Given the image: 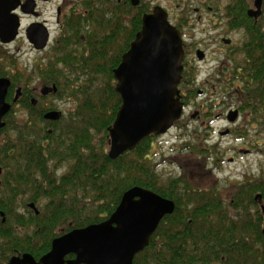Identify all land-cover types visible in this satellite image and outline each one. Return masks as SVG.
I'll return each mask as SVG.
<instances>
[{
	"label": "trees",
	"instance_id": "trees-1",
	"mask_svg": "<svg viewBox=\"0 0 264 264\" xmlns=\"http://www.w3.org/2000/svg\"><path fill=\"white\" fill-rule=\"evenodd\" d=\"M125 1L129 3L117 4L116 13L121 11L122 15L115 23H108L109 27L116 26L115 31L103 41L94 42L92 37L82 40L80 33L75 34L79 47L90 55L84 51L81 57L72 50L73 44L65 41L55 50L53 60L38 68L39 74L58 84V96L74 97L80 106L70 114L67 125H58L52 134L36 125L27 126L24 120L11 125L19 137L18 164L12 169L14 177H4L13 199L0 200V206L12 212V222L8 219L0 225V264H6L17 251L30 252L38 259L51 249L54 238L108 219L123 194L135 186L176 203L174 213L160 222L150 244L135 257V264H264L263 177L245 176L241 181L228 178L221 187L215 184L205 189L184 176L160 184L154 135L118 159L110 157V128L123 104L115 69L142 29L144 15L153 8ZM248 5L249 0H232L226 10L241 13L238 22H233L245 28L247 40L241 52L247 62H253L252 68L248 63L243 66L239 99L245 108L250 101L259 100L261 108L264 36L248 17ZM104 21L106 16L99 26L103 27ZM121 35L125 36L124 45H116L108 59L107 48ZM5 68L0 67V77L11 76L14 84H22V75ZM35 117L37 122L45 121L42 116ZM194 135L197 142L188 141L182 149L204 155L206 163L215 157L216 168H222L223 153L221 157L215 147L205 149L201 136ZM235 135L240 138L247 133L237 130ZM24 195L37 202L40 214L15 212L16 198Z\"/></svg>",
	"mask_w": 264,
	"mask_h": 264
},
{
	"label": "flooded vegetation",
	"instance_id": "flooded-vegetation-1",
	"mask_svg": "<svg viewBox=\"0 0 264 264\" xmlns=\"http://www.w3.org/2000/svg\"><path fill=\"white\" fill-rule=\"evenodd\" d=\"M130 1L132 4V0ZM198 1H201L200 7L189 9L178 5L177 12L175 10L169 12L171 22L182 32L185 48L184 76L180 86L185 113L175 128L188 130L194 127L196 131L205 129L209 133L216 130L219 123L226 122V126L220 132L223 137L225 135L233 136L237 130L246 131V137H236L241 146H236L233 149V157L227 161L233 163L240 154H252L260 146L259 136L254 138L250 132L251 130L258 131L264 136V102L260 108L259 100L250 101L249 107L245 108L244 103L239 99L241 92H239L238 82L241 80L243 66L248 63V67L252 68L253 65V62H247V60H244L243 63L236 60L247 39L244 44H241V48H231L233 43L231 33L243 31L246 34L244 27L234 25V22H238L237 16L241 13L226 9L219 10L212 5H209V10H206L207 1ZM116 2L121 5L129 3L125 0H0V67H4L6 62L13 64L20 57V54L24 58L26 57L24 59L26 62H34L30 71L27 67L23 69L24 75L18 72L20 70L17 67L9 63L5 68L8 72L16 71L22 75L25 80L22 84H14L11 76L0 77V79L8 78L11 82L6 96V101L11 107L2 118L5 125L0 128L1 201L9 202L10 199H13L12 195H9L4 180L5 176L14 177L15 174L12 169L14 165L18 164L16 159L18 157L19 137L17 134L14 137L11 136V132H16L15 129L11 128L13 117L18 116L20 110L27 112L28 116H42L46 123L51 124L47 129L49 134H52L65 118L63 111L47 103L52 96H58L59 86L56 82H51L49 76L38 73L39 69L45 68L51 60L48 52L44 56L42 54L51 47L60 49L62 40L69 41L71 44L77 43L76 33H80L81 39L86 40L87 35L84 33L90 27L87 26L86 30L84 24L89 20L87 19L88 16L95 17V22L100 21L108 12L109 4ZM249 2L247 15L257 24L264 36L263 7L259 17H251L249 10L255 8V0H249ZM233 19H235L234 22ZM15 31L14 39L5 41L12 37ZM45 42L47 43L43 47ZM33 54L40 56L45 64L42 66L36 63L40 61L38 56L32 57ZM54 85L58 89L56 92L43 94L44 88ZM19 89L21 94L15 101ZM53 111L62 112L59 120H51L45 117L46 114ZM234 115H237L236 120L231 121ZM25 121L27 126H31L28 117ZM194 122L196 125L193 124ZM185 136V134L179 136L182 142ZM186 143L185 141L182 145ZM173 151L191 154V152H184L182 147L177 146L173 148ZM193 154L197 155L195 152ZM197 157L202 159V163L196 164V167L202 169L203 174L216 180V173L214 174L213 168H210L209 164L206 163V157L204 155H197ZM180 167L183 168L182 165ZM217 170L219 171V169ZM195 176L189 174L188 180L200 186L196 179L204 177L199 174L198 178ZM214 183L207 186L209 187ZM16 200L15 208L19 210L17 211L19 215H27L29 211H33L37 215L40 214V206L37 202L30 200L29 197L25 199V197L18 196ZM31 204L35 206L32 207ZM11 216L12 212L7 213L6 208L0 206V225H5ZM10 221L12 222V219ZM25 253L30 252H15L9 257L6 264H9L14 256H22ZM33 257L39 260L42 256L38 259L34 255ZM74 257V254H70L67 259Z\"/></svg>",
	"mask_w": 264,
	"mask_h": 264
},
{
	"label": "water",
	"instance_id": "water-1",
	"mask_svg": "<svg viewBox=\"0 0 264 264\" xmlns=\"http://www.w3.org/2000/svg\"><path fill=\"white\" fill-rule=\"evenodd\" d=\"M132 3L138 7L141 0ZM254 4L249 15L257 18L262 14L263 0H255ZM15 35L16 31L5 41ZM184 59L182 32L171 22L169 12L156 6L144 15L142 29L115 69L123 104L110 128L109 155L113 160L135 150L148 137L168 134L183 118L185 106L180 86ZM10 84L8 78L0 79V128L5 125L2 118L11 107L6 101ZM57 90L54 85L42 92L46 95ZM20 94L19 89L15 101ZM61 116L62 112L53 111L45 117L59 120ZM261 208L264 213V204ZM175 209L173 200L135 186L123 194L108 219L55 238L51 250L39 260L25 253L14 256L9 264H135V257L150 244L160 222ZM70 254L75 257L67 259Z\"/></svg>",
	"mask_w": 264,
	"mask_h": 264
},
{
	"label": "rangeland",
	"instance_id": "rangeland-1",
	"mask_svg": "<svg viewBox=\"0 0 264 264\" xmlns=\"http://www.w3.org/2000/svg\"><path fill=\"white\" fill-rule=\"evenodd\" d=\"M207 3L205 5V9H208L209 5H212L214 7H216L219 10H225L226 7L228 6V4L232 1V0H206ZM141 2L146 3L150 6H162L163 8H165L168 12L170 11H178L177 6L180 5L182 8H186L188 7L189 9H194L196 7H200V3L201 1L198 0H144ZM152 4V5H151ZM250 5V2H249ZM119 6L117 5V3H111L108 6V12H106L105 16H106V21L105 25H103V27L99 26V23H101L100 21L95 22L94 19H92V16H88L87 19H89L88 21L85 22V27L84 29H86V27H90V29H86L87 31L84 33L87 35V39L92 37V39L94 40V42H101L103 41V38H105L106 36H109V33H113L115 31V27L114 25H112L111 27L108 26V23L110 22V20H112V22H116L118 20V17H120L122 15V12L120 11L119 14L116 13V11H119ZM122 10V9H120ZM264 21V20H263ZM96 23V24H95ZM110 24V23H109ZM83 34V32H82ZM233 37V43L231 45V48H236L239 47L241 48V44H244L245 40L247 39L246 34L243 31H239L236 33H231L230 34ZM81 37V35H80ZM64 39V38H63ZM124 39L125 36L121 35L116 41V43H113V45H109V48H107V52H109L108 57H110V53L112 50H114V48L116 47V45L121 48L124 45ZM66 40H62L61 44L63 45V43H65ZM69 42V41H68ZM61 45V46H62ZM100 45V44H99ZM91 46H93V44H91ZM95 46V45H94ZM112 46V48H111ZM60 47V45H59ZM74 49V51L79 52V55H81L82 57V53L84 51H86V53H88L90 55V52H88L87 50H85L84 47H79L78 43H73L72 46ZM49 48L48 50H46L44 52V54H42V56L46 55V53L48 52L49 55L51 56L50 59L53 60L54 54H55V50L57 49L56 47ZM71 49V48H69ZM92 52V50H91ZM116 55V51L113 52L111 54V56ZM34 56H38V55H32V57ZM39 61L40 62H36L38 64H41L42 66L45 64V62H43V59H40L41 57L38 56ZM106 58V57H105ZM19 59V60H18ZM17 59L16 62H13V64H10L9 62L4 63V67H7L8 63L10 65H14L15 67H17L20 71H18L19 73L24 75L23 69L25 67H27V69L30 71L31 68L34 66V62H26L24 59H26V57L24 58V56H22V54H20V57ZM109 59V58H108ZM236 60L239 63H243V61L245 60V55L243 54V52H239ZM47 62V61H46ZM22 81L20 83H24L25 80L23 79L22 76ZM240 82H238L239 84ZM48 104H52L54 106H56V108L58 110H61L65 113V118H63L62 122H61V127H64L67 125L69 118H70V114L74 113L77 108H79L80 106V100L78 101L77 99H75L74 97L71 98L70 96H52L48 102ZM22 107V106H21ZM23 108V107H22ZM20 114L18 116H14L13 117V121L12 123L15 122H20V121H25V119L28 117L29 121L31 122V126L32 125H36L37 127H42L45 130L49 129V125L46 123L45 121H41V122H37L36 121V117L35 115L33 116H28L27 112H24V110H20L18 111ZM194 125H196V123H193ZM198 126V125H197ZM226 126V122H221L218 124V128L214 131H210L208 133V131H206L205 129H199L196 131V129L194 127H191L188 130H180V129H176L173 128L168 134L166 135H161V136H157L156 140H155V148H154V153H155V162L158 164L157 167V172L160 175V184L162 183H167L170 179H177V178H181L182 176H184L185 178L188 179V175L189 174H193L196 175L195 177L198 178V174L204 178L202 179H196V181L198 182V185H200L201 187L205 188H211L213 187L215 184L218 185V187L223 186L227 181L228 178H231L233 180H241L243 177L245 176H251V177H263L264 178V136L261 135V132L258 131H254L251 130V134L253 135V137H257L259 136L260 138V146H258V149L256 148V150L254 151V153L252 154H240L238 156V158L236 159L235 162H227L230 160L231 157H233V149L236 146H241V143L238 142L237 138L235 135L233 136H226L223 137L221 136L220 132L222 130V128H224ZM55 127V126H52ZM198 133L201 136V144L204 146L205 149H209L211 147H215L219 153L220 156L223 153V157H224V162H223V166L221 169L219 168H215V163H214V159L215 157H213L211 160L209 159V166L210 168H213V173H216V180L213 178H210L209 176H207L206 174H203L202 169H200L199 167H196V164L198 163H202V159H200L199 157H197V155H194L193 151L191 152V154H187V153H178V152H174L173 148L174 147H181L183 142H197L196 139H194L193 137L195 136L194 134ZM208 133V134H207ZM17 132H11V136L14 137L16 136ZM186 135L184 137V140L182 142L181 138H179L180 135ZM18 135V134H17ZM235 136V137H234ZM207 138V139H206ZM263 143V146H262ZM262 148V150H261ZM187 152V151H184ZM190 152V151H189ZM222 157V156H221ZM180 165H182L183 168L180 167ZM219 169V171L217 170ZM65 171V168L59 172L58 175H61L63 172ZM215 182V183H214ZM217 182V183H216ZM211 183H214L211 186H207ZM23 197H25V199H27L28 197L26 195H24ZM17 211H19L18 209L15 208V212L17 213ZM24 212L26 213V211L24 210ZM12 219V217H10V220Z\"/></svg>",
	"mask_w": 264,
	"mask_h": 264
}]
</instances>
